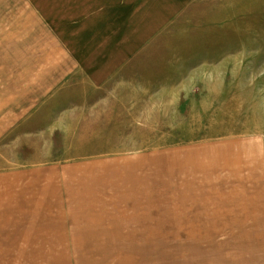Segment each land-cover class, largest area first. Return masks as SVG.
I'll return each mask as SVG.
<instances>
[{
    "label": "rangeland",
    "instance_id": "rangeland-1",
    "mask_svg": "<svg viewBox=\"0 0 264 264\" xmlns=\"http://www.w3.org/2000/svg\"><path fill=\"white\" fill-rule=\"evenodd\" d=\"M0 264H264V0H0Z\"/></svg>",
    "mask_w": 264,
    "mask_h": 264
},
{
    "label": "crops",
    "instance_id": "crops-1",
    "mask_svg": "<svg viewBox=\"0 0 264 264\" xmlns=\"http://www.w3.org/2000/svg\"><path fill=\"white\" fill-rule=\"evenodd\" d=\"M62 52H63V49L61 48V53ZM82 52L83 53L80 52V54L78 52L76 54L74 53L72 54L73 56H71V52H68L67 55L61 54L62 57H60V61H63L65 63L64 68H61V70H59L58 72L44 71V74H43L44 82L42 83V87H46V89H44V92L47 93L49 91V88H51V91H53L54 88L58 89L60 85L63 83V82L61 83V81L65 79L69 73L72 72L71 66L73 65L72 67H75L76 69L77 64L79 65V62H82L81 67L83 71L87 72L88 74L89 73L95 74L94 77L98 75L97 72L103 71L106 69L108 60L105 57L97 58L95 57V54L92 52L83 51V50ZM77 55L78 57H75ZM75 61L77 62V64Z\"/></svg>",
    "mask_w": 264,
    "mask_h": 264
},
{
    "label": "bare ground",
    "instance_id": "bare-ground-1",
    "mask_svg": "<svg viewBox=\"0 0 264 264\" xmlns=\"http://www.w3.org/2000/svg\"><path fill=\"white\" fill-rule=\"evenodd\" d=\"M252 132H254V134H255V133H259V132H260V129L256 128L255 130H252ZM252 134H253V133H252Z\"/></svg>",
    "mask_w": 264,
    "mask_h": 264
}]
</instances>
